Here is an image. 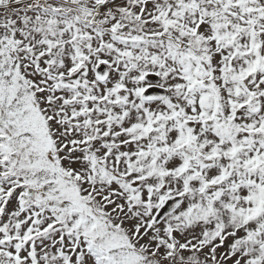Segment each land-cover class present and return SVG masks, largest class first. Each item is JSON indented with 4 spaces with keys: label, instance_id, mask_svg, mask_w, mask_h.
Masks as SVG:
<instances>
[{
    "label": "snow or ice",
    "instance_id": "obj_1",
    "mask_svg": "<svg viewBox=\"0 0 264 264\" xmlns=\"http://www.w3.org/2000/svg\"><path fill=\"white\" fill-rule=\"evenodd\" d=\"M0 264H264V0H0Z\"/></svg>",
    "mask_w": 264,
    "mask_h": 264
}]
</instances>
